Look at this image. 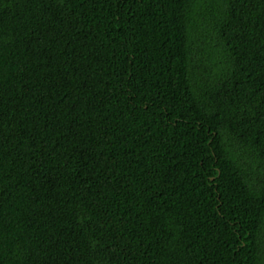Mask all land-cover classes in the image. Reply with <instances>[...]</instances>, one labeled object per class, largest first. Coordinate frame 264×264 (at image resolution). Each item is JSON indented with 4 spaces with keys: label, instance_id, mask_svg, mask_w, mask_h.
<instances>
[{
    "label": "trees",
    "instance_id": "obj_1",
    "mask_svg": "<svg viewBox=\"0 0 264 264\" xmlns=\"http://www.w3.org/2000/svg\"><path fill=\"white\" fill-rule=\"evenodd\" d=\"M0 264H264V0H0Z\"/></svg>",
    "mask_w": 264,
    "mask_h": 264
}]
</instances>
